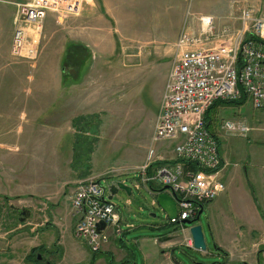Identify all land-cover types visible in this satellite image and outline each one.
Instances as JSON below:
<instances>
[{"label": "rangeland", "instance_id": "1", "mask_svg": "<svg viewBox=\"0 0 264 264\" xmlns=\"http://www.w3.org/2000/svg\"><path fill=\"white\" fill-rule=\"evenodd\" d=\"M25 1L27 0H15V7L17 8V4L25 3ZM83 1L79 9L85 5L93 6L95 2L96 12L101 11L99 0ZM104 1L107 3L111 16L114 17V26L116 29L118 28L115 37L117 48L112 59H101L95 51H90L88 56L87 53H81L80 47L70 46L69 43L63 49V43L67 38V26L65 27L64 21L73 19L76 22V16H67L63 18L62 22L55 21L52 23L53 26L55 25V31L46 29L45 26L49 21H46L45 24L43 21L34 58H15L12 56L14 60H25L28 65L37 58L38 46L40 50H45L43 46L47 40L46 34L52 35L53 39L57 40L55 50L57 53L59 52L57 59L60 61L62 72L59 88L78 89L79 92H75V94L83 92L85 94L84 99L86 95H89V104L93 108L97 106L101 109V127H93L92 122L90 124L85 121L80 122L78 127L67 126L64 128V133L62 132L63 142L45 145L47 151H45L44 145H42L41 151H36V149L38 150L37 145L30 144L27 147L28 150L31 154L38 152V155L34 159L36 162L35 169L29 166L27 171L20 166L21 164L22 167L25 164L28 165L27 160L25 162V160L16 159L12 161V165L1 167L2 158L7 157L5 151L8 143L5 141L10 135L13 137L12 140L14 138L20 139L24 135L18 130L17 132L10 128H0V142H4V144L0 143V175L3 174L0 176V186L3 185L4 188L8 187L9 189L6 191L5 197H0V209L2 208L5 212L4 225L10 226L12 223L10 228L12 232L8 237L9 242L0 243V248L3 247L4 249L0 253V264H34L26 260V255L37 242L38 230H34L33 233V231L29 232L22 227L25 223L33 226L34 221L41 223V221L49 218V212L44 206L45 203L43 208L39 209L38 204L40 202L38 200L40 198L30 194H22L23 186L25 185L26 188L34 187L38 192L44 193V190L49 187L47 185L49 183L50 189H53L52 192L60 193L61 198L64 196L68 198L74 188L71 186L74 185V180L77 178L76 173L83 170L89 171L85 177L101 178L102 185L108 186L112 182L124 180L125 184L131 186V194L128 195L123 189H119L111 198V202L115 205L116 212L121 218L120 225L124 232L127 231L121 244L122 247L117 246L116 243L113 244L111 239L106 244L115 247V249H110L114 255L112 257L113 262L121 264L126 257L123 255L127 252L129 254L134 253L133 264H144L143 254L146 253L158 256L159 246L158 243H154L153 239L167 230L174 231L175 227L168 222L167 217L177 215L178 205L175 196L169 189L155 186L156 190L149 191L140 183L141 177L138 171L147 161L151 165L159 162L155 160L157 158L154 149L151 147L153 144L151 135L154 130V127L152 129L154 122L152 112L155 102H159L160 106V89L163 84L165 87L168 77L165 73L166 71L169 73L171 63L177 52L175 47L177 39L174 41H168V39L179 29L181 32L188 31L199 35L203 27L200 17L208 15L212 18L214 29L210 38L205 41L211 47L219 38L216 35L223 26H229L231 31L235 33L233 25L242 22L241 8L250 9L253 16H264V0ZM0 2H10V0H0ZM51 13L56 16V13ZM80 25L81 23H77L78 28L75 29H81ZM121 32L132 38H127ZM143 37L154 41L137 39ZM61 53H65L64 56L63 54L61 56ZM98 59H101V64L98 63ZM86 62H90L89 67L85 74L81 75ZM41 71H43V66ZM41 71L37 74L32 73L30 87L34 90L49 85V79H41L43 78ZM1 78H3V74H1ZM0 84L2 86L1 79ZM28 85L26 82V86ZM64 98L60 94L59 103H62ZM231 107L233 111L231 116L234 112H239L246 117L247 123L258 128L252 130L250 134L255 133L258 137L259 135L264 137V108H254L249 100L238 105V108L235 105ZM157 114L158 112L156 118ZM221 114L222 118L229 117L226 109ZM53 129L43 127L37 132L39 135H46L51 130V135H53ZM23 139L22 149L27 146L23 145ZM71 142H74L73 149ZM24 153L25 150H22L16 155L22 156ZM12 154L15 153L12 152ZM30 155L29 162L30 159H33L34 154L31 155L32 157ZM71 160L74 162L73 167L69 165ZM86 165L87 168H85ZM26 172H35L36 174L20 175ZM137 182L140 183L139 187L135 186ZM217 199H221V204L225 201L222 196H218ZM22 210H26L28 214L22 215ZM221 215L222 212L219 209L217 211L218 219H221L219 217ZM126 223L132 224L134 228H126ZM194 223L200 224L202 227L206 248L205 250L190 247L176 249L174 258L179 264H192V261L203 264H216L223 261L224 264L243 262L264 264V237L260 233L250 235L247 241H244V248L239 253L225 257L214 250V246L218 243L215 241L214 231L206 212L203 211L200 218ZM40 227L38 226L37 229ZM256 228L258 229L257 226ZM178 235L183 236V233L178 231ZM46 239L47 235L43 237L41 235L39 238L42 240L41 242H46L44 245L48 252L44 251L45 249L43 252H39L41 256L45 254L43 256L45 260L55 264L91 263L92 252L72 236L66 235L64 237L62 235V246L57 243L58 247L52 246L55 239H47V241ZM57 240L59 241L58 237ZM98 255L92 264H108L103 253ZM45 260H41L39 264H46Z\"/></svg>", "mask_w": 264, "mask_h": 264}, {"label": "crops", "instance_id": "2", "mask_svg": "<svg viewBox=\"0 0 264 264\" xmlns=\"http://www.w3.org/2000/svg\"><path fill=\"white\" fill-rule=\"evenodd\" d=\"M28 1L31 0L25 2ZM99 1L101 3V11L99 12H96L94 2L93 6H83L76 14L61 16H57L56 14L57 17L51 12L47 14L44 19V24L46 21H49V23L46 24L45 27L46 29H53V31H55V25L53 26L52 23H55V21H58L59 23L67 16H76V22H74L73 19L64 21L66 23L65 27L67 26V38L63 43V49L69 43L70 46L72 45L76 48L80 47L81 53H87L88 56L90 51H95L101 59H112L117 48V40L115 37L118 33V28L116 29V26H114V17H112L108 11L107 3L104 0ZM14 2L15 0H10V2L5 3L0 2V15L2 16H0V79L2 82V86L0 84V128H10L14 131H21L24 137H21L20 139L14 138V140H12V135L8 137V140L5 141L8 143L7 150L5 151L7 157L2 158L3 163L1 167L4 168L8 165H12V161H15L16 159L25 160V162L27 160L28 165L25 164L26 166L24 165V167H22V164L20 165L21 168L27 171L29 166L30 168L35 169L34 166H36V162H34V159L35 156L38 155V152L37 154H35L36 152H33V155L28 150L27 147L30 144L37 145L38 150L36 149V151H41L42 145H44L45 151H47L45 145L61 144L63 142L62 132L64 133V128L67 126L78 127L80 122L85 121L89 123L92 122L94 124L93 127L96 126L99 128L101 127V109L97 106L93 108L89 104V95H86L87 99L83 98L85 95L83 92L76 93V95L75 92H79L78 89L59 88L62 72L60 69V61L57 59V54L59 52L57 53V50H55L57 47V40L53 39L52 35L46 34L47 40L43 46L45 50H40V47L38 46L39 50L37 58L35 60L33 59L28 65L25 60H14L12 58L10 47L14 30L13 19L16 11ZM77 23H81V29H75L78 28V26H76ZM248 26L249 23L246 21H242L238 25H233L236 35L231 38L230 42H235L238 36L248 35ZM180 32V29L177 32H174L172 36H170L171 39L169 38L168 41H174L177 39ZM26 34L31 37L32 29H26ZM121 34L127 38H132L125 35L124 32H121ZM137 39H147L151 42L154 41L146 37ZM226 41V38H217L216 42H214L210 48L219 47ZM207 44L206 41L202 43L204 47H209ZM30 48L33 50L37 49V43L31 42L29 39L26 42L25 51ZM62 54L63 53H61V56ZM42 57L44 61L41 60ZM101 59H98V63L100 64ZM89 64L90 62L84 64V69L82 68L81 75L85 74ZM42 66L43 71H41ZM27 68H29V70H26ZM39 71L43 73V78L40 77L41 79H49V85L34 90L30 87V83L32 82L30 79H32V73L37 74ZM1 74H3V78H1ZM165 74L167 77L168 71H166ZM26 82L29 84L28 86H26ZM163 89L164 84L160 89V97L162 96ZM60 94L65 97L64 100H62V103H59L58 101ZM98 96H100V94H98ZM245 100L249 99L245 97V99L239 104H219L210 111L211 117L209 121V129L216 134L218 138L219 153L221 157L218 178L225 184V190L218 196H222L225 201L221 204V199H217V196L204 205V211L212 225L215 241L218 243L217 246L226 251L225 257H231L232 255L239 253V251L244 248V241H247L249 236L253 233L258 232L264 237V220L260 213V211H262L264 214V137L258 134L259 138L255 133L250 134L252 130L254 131L258 128L247 123L246 117L239 114V112H234L231 116V113H233L231 106L235 105L238 108V105L245 102ZM158 107L159 102H155V105L153 106L154 110L152 112L155 115L152 116V120H154L152 123V129L155 124L156 113L159 109ZM225 109L226 113L229 115L228 118H222L221 113ZM149 111L152 110L149 109ZM225 119L244 121L251 127V131L247 133L246 136H233L223 133L219 130V125ZM43 127L46 129L54 128V134L51 135V130H49L48 134L39 135L37 131L39 129L41 130ZM22 139L23 145H27L24 149L21 148ZM0 143L4 144L3 141ZM71 143L73 149L74 142ZM151 147L154 149L157 158L155 160L159 161V163L174 161L175 156L172 141H157L154 142ZM22 150H25L24 155H16ZM12 152L15 154H12ZM30 154L33 155V159H30L31 161L29 162ZM69 165H71V167L74 166L73 160L69 162ZM85 168H87V165ZM88 172V170H83L76 173L77 178L74 180V185H76L79 179L88 175ZM31 174L36 173L26 172L20 175L28 176ZM0 176H3V174ZM100 179L101 178H99V180ZM119 181L124 182V180ZM47 185L49 187L44 190V193L38 192L34 187L26 188L25 185L21 189L23 190L22 194H30L39 197V209H42L43 204L45 203L44 206H46L45 208H47V212H49V218L48 220H44L45 222L41 221V223H39L34 221L33 226L25 223L22 227L29 232L33 231V233L38 230V233L36 232L37 242H35V246L33 247H40L43 250L45 249L44 251L46 252H48L47 247L44 245L46 242L43 243L41 242L42 240H39L41 235L42 237L47 235V239H55L52 245L53 247L57 246V243L62 246V235H64V237L66 235L73 237L72 228L77 220V216L72 215L71 213L70 196H68V198L66 196L61 198L60 193L52 192L53 189H50V184L48 183ZM74 185H72L71 188H75ZM145 187L147 188L146 185ZM7 190H9L8 187L4 188V186L1 185L0 197H5ZM154 190H156L155 187L149 191ZM257 196L259 197L257 198ZM219 209L222 212V215L219 216L221 219H218L217 216V211ZM11 224L10 226L7 224L3 225L0 230V243L9 242L8 237L12 232L10 229ZM38 226L41 227L37 229ZM22 228H20V230H22ZM131 228H134V226L132 225ZM126 232L123 231L122 235L117 238L111 236L109 240L111 239L113 244L116 243L117 246L122 247L121 244ZM57 237L59 241L57 240ZM180 238H182V236L178 235V230L176 229H174V231L167 230L157 238H154V243H158L159 246V255L156 256L151 253L143 254L144 264H179L174 258V252L176 249L184 248L183 245L180 244ZM108 241L104 243L101 252L103 255H105L106 252H109L113 257L114 255L110 249H115V247L111 244L106 245ZM2 249L3 247L0 248V253L4 251V249ZM44 255L45 254H43L42 257ZM133 255V252H131V254H129V252L125 253L123 256L126 257L121 264H133Z\"/></svg>", "mask_w": 264, "mask_h": 264}, {"label": "built area", "instance_id": "3", "mask_svg": "<svg viewBox=\"0 0 264 264\" xmlns=\"http://www.w3.org/2000/svg\"><path fill=\"white\" fill-rule=\"evenodd\" d=\"M83 0H31L17 4L13 19L10 52L15 58H34L36 49H26L30 39L38 43L42 23L49 12L57 15L76 14ZM208 16V15H207ZM242 21L249 23L248 35L236 34L223 26L216 36L227 41L219 47H204L213 32L209 16L199 35L184 31L178 36L177 52L171 63L167 81L152 133V142L172 141L175 159L156 166L146 162L139 169L140 183L148 190L164 187L174 193L178 213L168 222L183 233L180 244L194 247L186 220H194L199 208L225 190L218 178L221 165L219 144L205 123V111L216 101L238 100L246 95L254 108H264V16H253L250 9L241 8ZM32 29L31 37L26 29ZM26 52V53H25ZM219 130L233 136H246L251 127L244 121L225 119ZM196 168L193 167L192 164ZM140 183L135 186L139 187ZM109 189L99 179L88 176L77 181L70 196L71 213L77 216L73 237L92 252L102 249L109 238L120 237L123 228L120 216L111 200ZM7 216V215H6ZM0 209V230L5 221ZM104 222L98 229L97 223ZM126 228H131L129 223Z\"/></svg>", "mask_w": 264, "mask_h": 264}, {"label": "water", "instance_id": "4", "mask_svg": "<svg viewBox=\"0 0 264 264\" xmlns=\"http://www.w3.org/2000/svg\"><path fill=\"white\" fill-rule=\"evenodd\" d=\"M166 188H168V186L163 187V189H166ZM108 189H109V194L107 196V199H109V200L113 197V195L115 193H117V191L119 189H123L128 195L131 194V186L125 184L123 181H116V182L110 183L108 185ZM203 211H204V207L201 206L199 208L198 214L194 220H186V221H183V223L193 224V222H195L196 220H198L200 218V215ZM21 214L26 216L28 214V212L26 210H22ZM104 225H105L104 222L100 221L99 223H97V228L98 229L103 228ZM189 232H190L192 239H193V242H194V248L199 249V250H205L206 243H205L204 234H203L201 225L200 224L191 225L189 227ZM214 250L218 251L222 254H226V251L217 245L214 246ZM40 257H41L40 255L37 256L38 259H40ZM192 262H193L192 264H203V263L198 262V261H192ZM46 264H55V263L48 261ZM216 264H223V263L218 262Z\"/></svg>", "mask_w": 264, "mask_h": 264}, {"label": "trees", "instance_id": "5", "mask_svg": "<svg viewBox=\"0 0 264 264\" xmlns=\"http://www.w3.org/2000/svg\"><path fill=\"white\" fill-rule=\"evenodd\" d=\"M246 95L244 94V92L242 93L241 97L238 99V100H234V101H222V100H219V101H216L214 102L204 113V119H205V123H206V126L209 128V121H210V111L215 107V106H218L219 104H239L241 103L244 99H245ZM162 163H166V162H162ZM162 163H159V162H155V166L156 165H159V164H162ZM192 164V163H190ZM194 168L195 165H193ZM261 213V216L264 220V214L262 211H260ZM176 229V228H175ZM43 252V249L40 248V247H32L29 251V253L26 255V260L27 261H30V262H33L34 264H39V261L36 259L37 257V254L39 252ZM102 253L100 250L99 251H96V252H92V257H91V263L92 264L97 258H98V254ZM105 257H107V262L109 264H120V263H114L113 262V259H112V255L109 253V252H106L105 253ZM236 264H246V263H236Z\"/></svg>", "mask_w": 264, "mask_h": 264}, {"label": "flooded vegetation", "instance_id": "6", "mask_svg": "<svg viewBox=\"0 0 264 264\" xmlns=\"http://www.w3.org/2000/svg\"><path fill=\"white\" fill-rule=\"evenodd\" d=\"M219 254H222V253L219 252ZM222 255L225 256L224 254H222ZM37 256H38V255H37ZM36 259H37L39 262H40L41 260H45L44 257H42V256L40 257V259H38L37 257H36ZM47 262H48V260H45V263H47Z\"/></svg>", "mask_w": 264, "mask_h": 264}, {"label": "bare ground", "instance_id": "7", "mask_svg": "<svg viewBox=\"0 0 264 264\" xmlns=\"http://www.w3.org/2000/svg\"><path fill=\"white\" fill-rule=\"evenodd\" d=\"M203 17V19H204V22H205V24H206V22H207V20H209V18H208V16H202Z\"/></svg>", "mask_w": 264, "mask_h": 264}]
</instances>
